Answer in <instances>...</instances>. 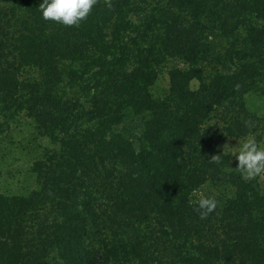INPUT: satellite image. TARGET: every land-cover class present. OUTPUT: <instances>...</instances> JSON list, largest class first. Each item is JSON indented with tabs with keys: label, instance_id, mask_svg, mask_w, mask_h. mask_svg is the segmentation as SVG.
<instances>
[{
	"label": "trees",
	"instance_id": "16d2710c",
	"mask_svg": "<svg viewBox=\"0 0 264 264\" xmlns=\"http://www.w3.org/2000/svg\"><path fill=\"white\" fill-rule=\"evenodd\" d=\"M41 2L0 0V264H264V176L210 160L264 146V0Z\"/></svg>",
	"mask_w": 264,
	"mask_h": 264
},
{
	"label": "clouds",
	"instance_id": "9594fccd",
	"mask_svg": "<svg viewBox=\"0 0 264 264\" xmlns=\"http://www.w3.org/2000/svg\"><path fill=\"white\" fill-rule=\"evenodd\" d=\"M97 0H42L38 5L41 16L46 21H52L64 26H79L87 18ZM208 127L205 124L202 131ZM220 154L212 155L210 160L213 163H220L222 157H234L235 168H229L240 173L245 179L251 180L264 173V146L252 133L245 135L236 146L224 143ZM195 210L199 212L200 218H206L218 207V200L215 196L205 195L203 191L196 193Z\"/></svg>",
	"mask_w": 264,
	"mask_h": 264
},
{
	"label": "rangeland",
	"instance_id": "374dc122",
	"mask_svg": "<svg viewBox=\"0 0 264 264\" xmlns=\"http://www.w3.org/2000/svg\"><path fill=\"white\" fill-rule=\"evenodd\" d=\"M167 88V80H166V77H162L159 79V81L157 82V84L153 87V92L155 94H162V93H165V90ZM31 130V125L27 122V123H24L19 129H18V132L15 133V135L13 136V139L15 141H19L21 139H23V137H26V135L30 132ZM20 138V139H19ZM238 141H241V140H237V141H233L231 143H229V145L231 146H236L238 144ZM18 149L14 146L10 152L11 153H15V151H17ZM1 155V154H0ZM14 156H18V154L14 155ZM19 157L21 158V155H19ZM0 160H2V157L0 156ZM5 161V162H4ZM9 161V160H8ZM8 161H6L5 159L2 160V162L4 163V165L2 166L0 164V172H5L7 169L6 167H9V168H13V170H15L16 168V163L13 162V161H10V165L8 163ZM19 163V162H18ZM5 167V168H3ZM15 171H13V173H15ZM261 176H264V173L261 174ZM13 176L11 177H6L7 179L3 182V179L0 177V191L2 192H9L11 194H14V193H17L19 192V190L21 189V183L22 184H25V178L21 175L19 177H16V178H13ZM2 179V180H1Z\"/></svg>",
	"mask_w": 264,
	"mask_h": 264
}]
</instances>
